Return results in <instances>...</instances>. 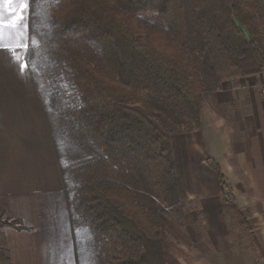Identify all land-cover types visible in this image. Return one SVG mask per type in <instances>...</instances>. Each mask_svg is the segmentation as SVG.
<instances>
[{"label": "trees", "instance_id": "obj_1", "mask_svg": "<svg viewBox=\"0 0 264 264\" xmlns=\"http://www.w3.org/2000/svg\"><path fill=\"white\" fill-rule=\"evenodd\" d=\"M24 60L58 164L76 264H166L185 222L171 134L223 80L264 71L257 0H28ZM239 22H237V21ZM214 171L232 205L220 165ZM0 227L29 231L0 207ZM0 264H14L0 245Z\"/></svg>", "mask_w": 264, "mask_h": 264}, {"label": "crops", "instance_id": "obj_2", "mask_svg": "<svg viewBox=\"0 0 264 264\" xmlns=\"http://www.w3.org/2000/svg\"><path fill=\"white\" fill-rule=\"evenodd\" d=\"M257 2L264 16V0ZM21 3L28 0H0V207L31 229L6 227L3 235L14 264H76L58 164L24 60L28 6ZM250 76L222 84L217 100L228 106L202 110L200 128L172 148L188 208L186 222H168L174 245L166 264L264 263V112L254 90L261 79ZM206 158L220 165L239 217L224 208Z\"/></svg>", "mask_w": 264, "mask_h": 264}, {"label": "rangeland", "instance_id": "obj_3", "mask_svg": "<svg viewBox=\"0 0 264 264\" xmlns=\"http://www.w3.org/2000/svg\"><path fill=\"white\" fill-rule=\"evenodd\" d=\"M237 21V20H236ZM238 22V21H237ZM239 23V22H238ZM259 74V75H258ZM264 75V71H260V72H257V73H254V74H250L251 76L253 75H256L257 77H259V79L261 80H258L257 82V85L256 87L254 88V90L257 92L258 96H259V101H260V105L263 109V112H264V106H263V95H262V90L264 88V77L261 78V75ZM250 75H245V76H250ZM245 76H238V77H234V78H231V79H226V80H223L221 83H220V87L222 86V84H224L225 82H231L232 84L235 83V82H239V80ZM250 76V77H251ZM252 78V77H251ZM220 89V88H219ZM218 89V90H219ZM228 106L227 104H223L221 102H218L217 100V91H215L213 94L211 95H208L207 97H204L203 98V101H202V108H201V111L204 110V111H209L211 112V109H214V110H218V111H222L224 110V108ZM170 139H171V143H172V148L174 149V146L175 147H180L179 144L181 143V141H186L187 140V143H188V132H185V133H175V134H171L170 135ZM173 149H172V152H173ZM176 150L178 152H181V150L179 149H176L175 148V152ZM176 152V153H178ZM182 202V201H181ZM184 203L185 205V208H186V211H187V208H188V202H182ZM185 211V213H186ZM228 213H231V211L229 210ZM163 218L166 220L167 222V226H168V222H172V221H175L177 223L180 222L177 218H176V215H175V212H173L172 209L170 208H166V211L163 213ZM186 219V218H185ZM186 222V220H185ZM182 223V222H180ZM184 223V222H183ZM6 227H0V245H7L6 241L7 239L4 237L3 235V232L5 230ZM168 229V232H167V235H168V238H169V247L166 251H168L171 247H173L174 245V242H172V237H171V230L169 227H167ZM8 230V233H6V237H10V229H7ZM264 264V263H263Z\"/></svg>", "mask_w": 264, "mask_h": 264}, {"label": "snow or ice", "instance_id": "obj_4", "mask_svg": "<svg viewBox=\"0 0 264 264\" xmlns=\"http://www.w3.org/2000/svg\"><path fill=\"white\" fill-rule=\"evenodd\" d=\"M4 2H7V3H11L12 2V0H4ZM21 8H24V7H26L27 5L26 4H24V3H21Z\"/></svg>", "mask_w": 264, "mask_h": 264}, {"label": "built area", "instance_id": "obj_5", "mask_svg": "<svg viewBox=\"0 0 264 264\" xmlns=\"http://www.w3.org/2000/svg\"><path fill=\"white\" fill-rule=\"evenodd\" d=\"M262 95H263V106H264V88L262 90Z\"/></svg>", "mask_w": 264, "mask_h": 264}]
</instances>
